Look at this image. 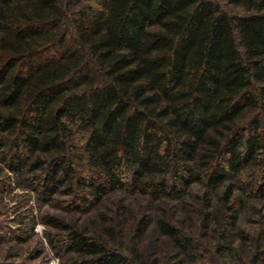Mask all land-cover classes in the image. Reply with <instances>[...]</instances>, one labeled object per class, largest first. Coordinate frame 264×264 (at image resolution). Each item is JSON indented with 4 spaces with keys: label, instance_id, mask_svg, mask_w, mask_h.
Returning a JSON list of instances; mask_svg holds the SVG:
<instances>
[{
    "label": "trees",
    "instance_id": "obj_1",
    "mask_svg": "<svg viewBox=\"0 0 264 264\" xmlns=\"http://www.w3.org/2000/svg\"><path fill=\"white\" fill-rule=\"evenodd\" d=\"M227 1L244 13L219 0H0V147L10 168L44 196L69 195L78 211L115 191L148 195V208L200 199L222 263L241 260L237 236L250 264H264L262 231L240 229L237 207L240 195L264 198V0ZM195 185L201 193L190 194ZM114 213L130 210L119 203ZM94 220L47 217L63 264H159L123 247L120 221ZM132 222L138 236L154 223L178 254L199 251L165 216Z\"/></svg>",
    "mask_w": 264,
    "mask_h": 264
},
{
    "label": "rangeland",
    "instance_id": "obj_2",
    "mask_svg": "<svg viewBox=\"0 0 264 264\" xmlns=\"http://www.w3.org/2000/svg\"><path fill=\"white\" fill-rule=\"evenodd\" d=\"M219 2L229 14L244 13L242 7L232 2ZM8 163L9 159L4 157L3 148L0 147V264H63L66 254H58L48 239V233L55 232L54 227L47 222L50 215L65 219L77 218L79 223L95 219L94 225L97 226L120 221L121 228H124L123 247L127 248L133 244L141 251L152 252L158 258L159 264H223V259L213 251L216 247L215 233L210 230L209 235L204 234L201 211H205L206 207L200 199L194 200L188 196L161 198L154 200L148 208L146 202L151 199L148 195L115 191L97 206L78 211L66 203L70 200L69 195H42L37 183H33L27 173H18L10 168ZM201 191L202 188L195 185L190 194ZM237 193H240L239 190ZM240 197L244 203L237 202L239 228L245 229V233L247 230H261V235L264 236V198L258 195L247 198L244 194ZM119 203L126 205L130 214H115ZM101 214L108 219L106 222L100 217ZM143 214H148L154 219L165 216L172 223L195 235L200 244L196 256L178 254L169 238L161 234L154 227V223L138 236L132 220L134 216ZM231 241L241 251L238 264H250L251 251L242 247L239 237L233 236ZM225 264L237 263L231 261Z\"/></svg>",
    "mask_w": 264,
    "mask_h": 264
}]
</instances>
